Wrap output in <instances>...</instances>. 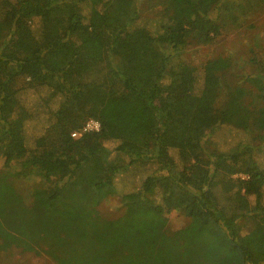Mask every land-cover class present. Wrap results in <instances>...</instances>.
I'll list each match as a JSON object with an SVG mask.
<instances>
[{"label": "trees", "instance_id": "16d2710c", "mask_svg": "<svg viewBox=\"0 0 264 264\" xmlns=\"http://www.w3.org/2000/svg\"><path fill=\"white\" fill-rule=\"evenodd\" d=\"M144 5L0 0V181L13 193L0 255L264 264V107L246 118L223 80L230 56L213 53L233 32L258 35L264 0ZM89 121L100 131L73 138ZM115 196L124 213L109 218Z\"/></svg>", "mask_w": 264, "mask_h": 264}, {"label": "rangeland", "instance_id": "374dc122", "mask_svg": "<svg viewBox=\"0 0 264 264\" xmlns=\"http://www.w3.org/2000/svg\"><path fill=\"white\" fill-rule=\"evenodd\" d=\"M141 6L142 11L145 12L146 7L144 5V0H141ZM95 18H100L97 12L95 13ZM256 21L257 28H255V31L258 35L254 34L252 31H247L248 29H243L233 32L228 37L221 39L219 43L213 47V53L228 54L230 56L227 64L223 67V80L228 83L234 94H236L238 105L242 109V113L246 115L248 120H254V122L258 121V118L260 117V109L264 107V90H258L259 88L261 89L264 87L258 85L259 81H251L248 77L255 73L256 75L264 76V12L256 19ZM247 32L253 38H247ZM96 46V44L91 42L85 47V52L89 55H93L97 50ZM200 54L197 55V59ZM209 99L212 98L210 97ZM208 101L206 103H208ZM201 108L204 110L208 108V106L207 104L203 105L202 103ZM198 129L199 128H193L192 136L195 135V131H199ZM255 132L259 140L264 139V131L255 130ZM3 165L4 161L0 157V169ZM33 183L34 180L32 178L23 179L19 184V188L26 193ZM12 196L13 193L11 192L10 185L0 181V209L1 202L10 199ZM100 211L109 218H114L124 213L123 207L120 206V200L116 196L104 201L100 206ZM246 230L247 229H244V231ZM5 233L4 228H0V241ZM9 255H14V264H54L52 259L45 256L41 251L37 254H19L13 252V248L11 251H6L0 255V264H4L6 257Z\"/></svg>", "mask_w": 264, "mask_h": 264}, {"label": "built area", "instance_id": "2783aa9c", "mask_svg": "<svg viewBox=\"0 0 264 264\" xmlns=\"http://www.w3.org/2000/svg\"><path fill=\"white\" fill-rule=\"evenodd\" d=\"M100 124L97 121H89L85 125V127L78 133H73V138H79L81 135L89 133V132H99Z\"/></svg>", "mask_w": 264, "mask_h": 264}]
</instances>
